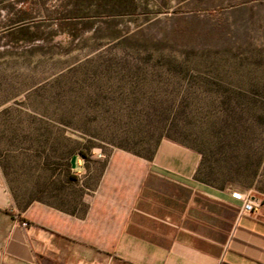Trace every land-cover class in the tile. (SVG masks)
Returning a JSON list of instances; mask_svg holds the SVG:
<instances>
[{"label":"rangeland","instance_id":"rangeland-1","mask_svg":"<svg viewBox=\"0 0 264 264\" xmlns=\"http://www.w3.org/2000/svg\"><path fill=\"white\" fill-rule=\"evenodd\" d=\"M64 1L0 0L9 171L59 194L75 191L73 155L124 164L173 141L199 153L198 179L255 196L264 217V0H124L70 18Z\"/></svg>","mask_w":264,"mask_h":264},{"label":"crops","instance_id":"crops-1","mask_svg":"<svg viewBox=\"0 0 264 264\" xmlns=\"http://www.w3.org/2000/svg\"><path fill=\"white\" fill-rule=\"evenodd\" d=\"M199 162L163 141L150 160L76 161L75 191L37 197L0 161V264H264V217Z\"/></svg>","mask_w":264,"mask_h":264},{"label":"trees","instance_id":"trees-1","mask_svg":"<svg viewBox=\"0 0 264 264\" xmlns=\"http://www.w3.org/2000/svg\"><path fill=\"white\" fill-rule=\"evenodd\" d=\"M124 0H67L64 1L66 4H69V8L66 11L67 17H78V16H85L90 12L89 7L93 8V11L98 12V9H110L111 10V3L115 2H122ZM77 161V159H76Z\"/></svg>","mask_w":264,"mask_h":264},{"label":"built area","instance_id":"built-area-1","mask_svg":"<svg viewBox=\"0 0 264 264\" xmlns=\"http://www.w3.org/2000/svg\"><path fill=\"white\" fill-rule=\"evenodd\" d=\"M235 197L242 201V211L244 213H253L259 210L260 202L256 199L255 196L251 194H240L235 193ZM23 224H27L24 222Z\"/></svg>","mask_w":264,"mask_h":264},{"label":"water","instance_id":"water-1","mask_svg":"<svg viewBox=\"0 0 264 264\" xmlns=\"http://www.w3.org/2000/svg\"><path fill=\"white\" fill-rule=\"evenodd\" d=\"M76 159H77L76 155H73L72 158H71V165H72L73 168L76 167Z\"/></svg>","mask_w":264,"mask_h":264}]
</instances>
